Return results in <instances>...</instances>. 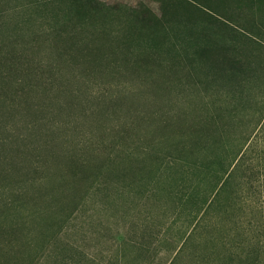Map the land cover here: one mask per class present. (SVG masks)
Returning <instances> with one entry per match:
<instances>
[{
  "label": "rangeland",
  "instance_id": "obj_1",
  "mask_svg": "<svg viewBox=\"0 0 264 264\" xmlns=\"http://www.w3.org/2000/svg\"><path fill=\"white\" fill-rule=\"evenodd\" d=\"M0 88V191L43 223L77 208L68 262L121 264L128 223L146 245L159 237L142 203L163 150L188 131L203 144L259 130L264 0H0ZM140 252L127 264H159Z\"/></svg>",
  "mask_w": 264,
  "mask_h": 264
},
{
  "label": "trees",
  "instance_id": "obj_2",
  "mask_svg": "<svg viewBox=\"0 0 264 264\" xmlns=\"http://www.w3.org/2000/svg\"><path fill=\"white\" fill-rule=\"evenodd\" d=\"M234 60L231 71L238 70ZM1 61L8 63L6 58ZM36 86L22 84L21 92L15 94ZM1 92L7 95L0 88ZM2 102L11 106L14 98L9 93ZM206 122L216 124L217 120ZM255 128L259 130L203 144L196 143L194 133L188 131L177 147L163 150L142 203L149 211L146 220L154 221L159 212V237L146 245L131 238L129 232L137 225L128 223L127 231L115 235L121 264L135 263L139 259L131 254L142 250L157 251L159 264H264L260 205L264 203V116ZM148 154L143 150L137 157L146 159ZM115 193L122 196L124 192L117 188ZM18 200L0 191V264H47L50 260L81 264L74 258L68 262L60 250L69 246L66 236L77 234L70 228L77 208L67 216V226V222L58 226L56 218L53 224L41 222L43 212L18 205Z\"/></svg>",
  "mask_w": 264,
  "mask_h": 264
}]
</instances>
